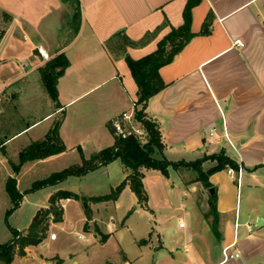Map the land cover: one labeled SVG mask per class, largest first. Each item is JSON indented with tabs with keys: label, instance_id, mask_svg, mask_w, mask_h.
Returning a JSON list of instances; mask_svg holds the SVG:
<instances>
[{
	"label": "crops",
	"instance_id": "0c3cea01",
	"mask_svg": "<svg viewBox=\"0 0 264 264\" xmlns=\"http://www.w3.org/2000/svg\"><path fill=\"white\" fill-rule=\"evenodd\" d=\"M19 1L18 8L13 10L14 23L35 28L27 18L35 15L37 0L31 2L29 7L34 9L30 14L27 1ZM187 1L80 0L81 26L72 40L56 46L39 42L37 46L48 57L64 53L70 61L58 84L60 106L52 100L51 111L42 118L14 134L0 136V167H5L4 156L10 157L3 149L7 152L13 142L30 134L29 139L13 149L19 157L33 141L45 137L59 114H66L80 103L83 110L87 99L104 86L109 87L93 101L103 105L98 123L111 132L112 119L130 111L138 98V86L125 55L140 59L154 53L172 28L183 25ZM54 2L52 13L61 16L66 3ZM192 17L195 36L171 63L161 68L166 87L150 99L147 113L160 126L164 155L169 160L193 161L224 150L242 165L241 181H235L228 170L210 176L220 213V239L204 216L209 211L210 194H199V186L204 187L195 182L190 186L196 190L193 193L200 203L203 223L182 205L187 221L184 226L179 224V234L161 224L159 230L154 229L157 244L147 239L146 244L140 245L137 240L141 249L153 254L150 260L142 251L141 255L133 259L126 256L116 264H264V0H202L193 8ZM209 17V32L203 34ZM23 37L28 40L27 35ZM2 49L3 46L0 55ZM38 54L40 60H34V68L40 69L47 59H42L40 51ZM66 120L65 116L60 130L65 145ZM49 121L41 136L31 135ZM213 128L216 133L211 136ZM226 132L232 144L225 138ZM111 134L112 143L103 131L98 134L91 153L96 155L113 146L115 136ZM211 166L207 163L205 169ZM163 178L166 177L159 171H151L146 173L144 182L149 193L146 209L161 212L164 220L162 212H171L175 206L170 194L164 191ZM2 182L5 186L4 177ZM153 233L150 231V236ZM51 240H58V236ZM237 252L240 256L232 257ZM17 261L16 257L13 264Z\"/></svg>",
	"mask_w": 264,
	"mask_h": 264
},
{
	"label": "rangeland",
	"instance_id": "374dc122",
	"mask_svg": "<svg viewBox=\"0 0 264 264\" xmlns=\"http://www.w3.org/2000/svg\"><path fill=\"white\" fill-rule=\"evenodd\" d=\"M26 1L27 12L30 14L34 8L29 6L35 0ZM54 3V0H37L35 15L27 18L34 23L35 28H31L27 24L14 23L13 10L18 8L19 0H0V5L4 6L0 7V28L6 31L0 42V48L3 46L0 55V86L5 91V95L0 96V136L3 138L42 118L52 109L53 101L45 89L41 71L34 68V60H40L37 46L39 42H49L54 46L67 44L76 32L74 6L66 4L61 16H57L52 13ZM24 35L28 36V40L24 39ZM24 59L29 63L26 71L20 67ZM51 59L48 57L46 62ZM108 87L104 86L92 94L83 110L80 108L82 103L76 104L66 114H59L53 120L55 122L61 117L65 120V116L67 119V150L61 155L34 165H25L19 173H15L10 160L18 163L19 157L13 149L29 139L30 134L19 138L8 147L6 153L10 157L4 156L5 167H0V242L11 241L16 231L28 232L41 208H54L50 212L51 224L47 237L40 244L29 246L28 252L20 250L16 255V264H57L59 259H62L61 264H116L126 256L133 259L141 255L142 251H145L144 257L150 260L153 254L149 250L141 249L137 240L140 242L145 238L157 244L154 229L159 230L161 224L170 226L173 232L179 234V224L185 225L187 221L182 205H186L193 213L194 219L203 223L201 206L193 193L196 190H192L190 186L195 183L191 181L196 178V174L191 171L180 173L171 169V178H163L164 191L170 194L175 206L171 212H162L164 220L161 212L152 213L143 207L130 187L124 189L116 202L91 201L92 197L109 193L125 180L126 171L120 160L85 176H71L56 185L34 189L37 182L52 174L81 164L82 153L86 159L94 157L95 153H91V150L97 135L102 131L112 143V134L108 127L97 120L103 105L93 101ZM50 122H45L31 135L41 136ZM3 177L6 182L10 177L18 181L22 201L16 209H13L6 184H2ZM199 187V194H210L209 190ZM59 191L72 192L78 198L71 201L61 200L58 204L51 205L52 196ZM57 209L60 210L58 217L55 215ZM56 219L61 221L56 222ZM150 231H154L151 236ZM53 233L58 236V240H51ZM107 235L108 238L103 241ZM79 236H84V239Z\"/></svg>",
	"mask_w": 264,
	"mask_h": 264
},
{
	"label": "trees",
	"instance_id": "16d2710c",
	"mask_svg": "<svg viewBox=\"0 0 264 264\" xmlns=\"http://www.w3.org/2000/svg\"><path fill=\"white\" fill-rule=\"evenodd\" d=\"M202 0H188L184 10V23L180 27L172 28L162 40L159 41L157 50L140 59H133L130 55H125V60L131 70L133 78L138 86L137 101H136V117L148 132L146 140H140L136 137L121 139L115 137L113 146L108 147L97 153L91 159H86L82 153L83 161L81 164L71 166L61 172H56L50 177L37 182L34 189H40L47 186L56 185L71 176L82 177L88 173L107 166L116 160H120L124 165L127 176L125 180L117 187L105 195L92 197L94 202H116L124 189L130 187L133 193L137 196L140 204L147 208L149 201V193L145 187L144 179L146 173L150 171H159L164 177L169 178L171 169L177 172H194L196 178L191 182H199L207 190L214 188L210 182V176L232 168L239 170L240 163L229 156L226 151L219 153L204 155L193 161H171L164 155L165 145L162 139V133L158 122L149 117L147 108L150 99L160 93L166 83L163 81L160 70L163 66L171 63L177 54H179L195 36L192 31V11ZM64 3L74 6L75 8V30L78 32L82 20V7L80 0H63ZM211 17L205 22L202 33L209 32ZM6 34L5 29L0 28V42ZM70 61L66 54L61 53L40 68L41 78L45 89L52 100L60 106L58 84L60 78L65 74L69 67ZM64 118L56 120L51 129L43 139L33 141L30 145L24 148L19 154V162L15 163L10 160L15 173H19L21 168L29 162L44 160L49 157L61 154L67 150L60 134L61 126ZM111 132L112 128H111ZM6 153V151L3 149ZM210 163L212 166L205 169V164ZM6 190L9 193L13 209L20 206L22 195L18 190V181L16 178L10 177L6 182ZM78 198V195L69 191H59L51 198V205L58 204L61 200ZM53 209L41 208L35 215L30 229L27 233L15 232V237L6 243L0 242V264H13L17 253L20 250L23 252L29 246L40 244L48 234L50 227V212ZM60 210L57 209L55 215L58 217ZM204 216L209 220L211 228L217 238L220 239L219 222L220 213L217 209V195H210L209 211L204 213ZM56 222L61 221L56 219ZM108 238L104 236V240ZM148 242L147 239L141 240L140 245ZM62 259H59L57 264H61Z\"/></svg>",
	"mask_w": 264,
	"mask_h": 264
},
{
	"label": "built area",
	"instance_id": "2783aa9c",
	"mask_svg": "<svg viewBox=\"0 0 264 264\" xmlns=\"http://www.w3.org/2000/svg\"><path fill=\"white\" fill-rule=\"evenodd\" d=\"M41 55L44 58H48V55L45 53V51L40 48L39 49ZM29 63L26 60H23L20 64V67L22 70L26 71L28 68ZM3 93V89L0 86V95ZM111 128L113 131V135L115 137L121 138V139H128L130 137H136L139 138L140 140H146L148 138V132L144 128V126L138 121L136 117V102L133 103V107L130 111H124L111 121ZM216 133V128H213L210 132L211 136H214ZM225 138L232 144L230 141V137L225 133ZM229 174L231 177L235 180L240 182L242 173H243V167L240 166L239 170L236 171L232 168L228 169ZM67 201H71V199H67ZM181 226H184L183 223H181ZM57 235L53 233L51 235V239H56ZM80 239H84V236H79ZM228 248L224 250L225 254L227 255L226 251ZM240 253H235L232 255V257H239Z\"/></svg>",
	"mask_w": 264,
	"mask_h": 264
},
{
	"label": "water",
	"instance_id": "95a60500",
	"mask_svg": "<svg viewBox=\"0 0 264 264\" xmlns=\"http://www.w3.org/2000/svg\"><path fill=\"white\" fill-rule=\"evenodd\" d=\"M209 192H210V195H214V194H215V189L212 188V189L209 190ZM258 224H259V225H262V224H263V221H262V220H259V221H258Z\"/></svg>",
	"mask_w": 264,
	"mask_h": 264
}]
</instances>
